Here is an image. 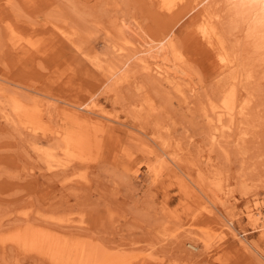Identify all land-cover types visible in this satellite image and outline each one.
Wrapping results in <instances>:
<instances>
[{
	"label": "rangeland",
	"instance_id": "obj_1",
	"mask_svg": "<svg viewBox=\"0 0 264 264\" xmlns=\"http://www.w3.org/2000/svg\"><path fill=\"white\" fill-rule=\"evenodd\" d=\"M196 2L171 16L153 0H0V264H74L86 241L138 264H264L242 243L264 252V48L216 2L237 62L223 69ZM167 34L178 65L162 46L140 53Z\"/></svg>",
	"mask_w": 264,
	"mask_h": 264
},
{
	"label": "bare ground",
	"instance_id": "obj_2",
	"mask_svg": "<svg viewBox=\"0 0 264 264\" xmlns=\"http://www.w3.org/2000/svg\"><path fill=\"white\" fill-rule=\"evenodd\" d=\"M218 1H224L225 3H227L228 8H231V11L233 10V12H234L233 19L240 20V21L245 22L247 24V32H246L247 37L251 38L253 40L255 47H258L260 49V48H264V0H197V2L195 3L194 9L201 7L200 11L198 12V16H197V26L196 27H197L198 31L201 33V35L211 45V47H213L217 51L221 61L223 62L220 64V66L223 69H225L226 67L230 68V67L235 66L237 64V62L234 58L229 56L227 51L225 50V44H224L223 37L220 35V29L212 20L213 14H212L211 10L214 8L213 5L216 4V2H218ZM153 2L161 10V12L165 13L166 15L174 16L181 11L180 9L182 7V4L185 2V0H153ZM215 10H216V7H215ZM157 46H159V47L162 46L163 49L162 48L161 49H162L163 54L167 55L171 61H174L176 63V65H178L177 64L178 61H180V60L182 61V59H184V56L181 55L180 51L177 48V45L175 44V42H174V40L170 34H167V35L163 36L162 38H159L155 44L153 43L152 46L148 47L144 51L141 50L140 53H146L147 54V52H150V50H154V48H156ZM135 53H137V52H135ZM169 54H171L172 56H169ZM135 56L137 57V54ZM139 57H141V56L139 55ZM139 57H137V59H141V61H140L142 63L141 66L145 65V63L148 66V63L150 61H147L148 62L147 63L146 60H144L145 58L143 59V57H141V58H139ZM157 59L159 60L160 58L158 57ZM94 64L99 66L98 65L99 63L95 62ZM124 66H125V64H124ZM149 67H151V66L149 65ZM149 67H147V68L149 69ZM158 68H157V70H158ZM160 69H161V67L159 68V70ZM163 70H165V69H163ZM155 72H158V71H155ZM155 72L153 74H156ZM159 72L162 73V70ZM126 74L127 73L124 72L123 76H125ZM151 74H152V72H151ZM157 75H158V73H157ZM160 77H162V76H160ZM236 99H237L236 98V87H235V84H233V86L230 87L229 93L222 99V104L224 105V107H226L228 109L227 114L230 116L229 117L230 119L233 118V116L236 112V106H235L236 105ZM91 101L93 102V100H91ZM92 102H91V106H88L89 104L87 105L86 111L91 113V114H95L98 117L102 118L100 121L94 122L93 129H95L96 132L102 133L103 134L102 136H105L106 140L108 141L109 137L114 136V135H109L108 133H111V132L116 130V128H114L115 125L111 123L112 121L111 122L109 121L111 119V117L107 116L108 114H104V112H101L98 109V107L96 106L97 104H94ZM100 105L101 104H99V107H100ZM243 108L246 109L247 107L244 106ZM31 118H33V117H31ZM221 120L222 119L219 117V122ZM29 123H31V122H29ZM95 136H98V135H95ZM102 138H104V137H102ZM69 139L71 140V142L73 144H75V141H76L77 145L81 149L80 152H82L86 149L92 148V145H93L91 138L89 136L83 135L81 131H78L76 133H75V131L72 132L70 134ZM96 139H97L98 144H101L103 142V141H101L102 139H99L98 137H96ZM131 155L127 154V156H128L127 158L130 160L128 162H130V164L133 162ZM154 155H155V157L158 156L157 153H154ZM149 166H150V164H149ZM135 167H137V166H135ZM133 170L131 169V171H133ZM137 170L138 169H136L135 171H137ZM155 175L159 176L158 173H155ZM253 217H254V215H251V214L248 215V219L251 220L252 222L255 219L257 220V216H256V218H253ZM260 227H261V229H259V232L261 233V236L264 237V222H263V225ZM23 240L25 243L32 241V246H34V247H37V246H39V243L40 244L42 243V241H40L38 239L29 240V238H27V239L23 238ZM242 243H243L244 247L250 245V247L256 249L258 251V253L260 254V256H262L264 258V252H261L258 249V247H256L257 244L254 245L252 243H249V241H246V243L244 241H242ZM43 245H45V242L43 244H41V246H43ZM186 245L189 249H191L193 251H199L200 250L199 245H197L196 243L188 242V243H186ZM57 246H59V244H56V243L53 244V248H56ZM125 255L126 254L119 256L118 253L116 255L114 252L108 251L107 248H105L100 243H94L92 241L91 242L86 241V242H83L82 244H80L79 248L77 249V254L71 255V256H72L74 264H138L140 262V258L130 256V255L125 256Z\"/></svg>",
	"mask_w": 264,
	"mask_h": 264
}]
</instances>
